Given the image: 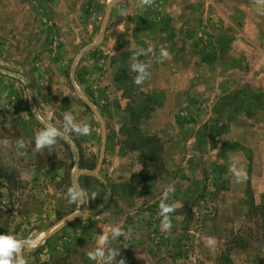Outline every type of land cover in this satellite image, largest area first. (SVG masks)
Listing matches in <instances>:
<instances>
[{"label":"rangeland","instance_id":"1","mask_svg":"<svg viewBox=\"0 0 264 264\" xmlns=\"http://www.w3.org/2000/svg\"><path fill=\"white\" fill-rule=\"evenodd\" d=\"M66 113L90 134L35 151ZM0 234L27 264H264V0H0Z\"/></svg>","mask_w":264,"mask_h":264},{"label":"clouds","instance_id":"2","mask_svg":"<svg viewBox=\"0 0 264 264\" xmlns=\"http://www.w3.org/2000/svg\"><path fill=\"white\" fill-rule=\"evenodd\" d=\"M162 57H167L168 53L166 51L161 52ZM131 70L137 73L134 80L136 85H140L143 81L150 75L148 71V65L139 62L133 63L131 65ZM34 114L37 119H41L40 114L34 110ZM68 133H76L77 135H89L90 127L87 124H79L74 122V118L71 113H66L63 116V132L60 129L52 126L51 124H44L43 129L35 137V151H40L46 147L52 146L56 139L61 136H65ZM19 147H25L24 141H19ZM238 161H234L230 165V171L236 176L237 182H240L242 178L246 176L242 168H238ZM168 191H172L169 189ZM86 193L83 189L74 185L68 189V196L70 201H85ZM96 197L95 193L91 194V198ZM167 195L165 196V201ZM165 201L160 203V216L162 217V229L167 232L171 228V222L168 214L174 210V206L168 205ZM125 236V231L119 226H113L110 232H103L100 235L99 244L107 245L110 241H116L119 237ZM25 246L35 248L38 245L31 240H23L15 235L10 234H0V264H27L21 249ZM88 259L92 261L101 260L103 264H124V260L120 259L117 261V257L120 255V250L107 247V250L103 247H94L87 253Z\"/></svg>","mask_w":264,"mask_h":264},{"label":"water","instance_id":"3","mask_svg":"<svg viewBox=\"0 0 264 264\" xmlns=\"http://www.w3.org/2000/svg\"><path fill=\"white\" fill-rule=\"evenodd\" d=\"M77 213L69 216L68 218H66L60 225H58L50 234L46 235L43 239V241L50 236L52 233L56 232L58 229H60L62 226L66 225L67 223H69L70 221H72L75 217H76Z\"/></svg>","mask_w":264,"mask_h":264}]
</instances>
